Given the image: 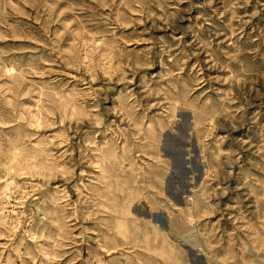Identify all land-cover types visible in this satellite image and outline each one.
<instances>
[{
  "label": "rangeland",
  "instance_id": "rangeland-1",
  "mask_svg": "<svg viewBox=\"0 0 264 264\" xmlns=\"http://www.w3.org/2000/svg\"><path fill=\"white\" fill-rule=\"evenodd\" d=\"M0 264H264V0H0Z\"/></svg>",
  "mask_w": 264,
  "mask_h": 264
}]
</instances>
